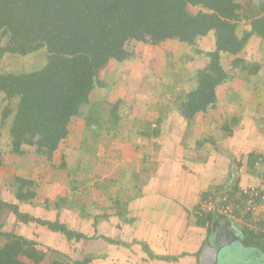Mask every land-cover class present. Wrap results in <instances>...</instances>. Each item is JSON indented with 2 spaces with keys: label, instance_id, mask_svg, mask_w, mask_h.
<instances>
[{
  "label": "trees",
  "instance_id": "16d2710c",
  "mask_svg": "<svg viewBox=\"0 0 264 264\" xmlns=\"http://www.w3.org/2000/svg\"><path fill=\"white\" fill-rule=\"evenodd\" d=\"M190 6L199 9L193 12ZM243 11L238 0H0V63L6 53L25 56L41 49L46 52V61L39 68L0 72V93L7 100L1 110L0 128L11 119V152L21 155L26 151L24 146H34L36 154L52 160L68 136L72 119L89 121V110L105 123L110 122L107 127H116L121 101L110 102L107 97L92 101L91 93L107 85L100 74L111 60L122 63L136 57L132 48L136 42L156 47L174 39L185 43L194 54H204L208 61L195 71V85L186 94L183 107L188 118L206 112L217 100V87L233 77V67L240 72L259 69L258 63L247 62L243 51L252 35L264 39V15L255 17ZM244 18L250 19V28L240 34L238 26ZM209 34L214 39L213 48L200 49L198 40ZM3 36L8 37L5 44ZM222 54L232 58L230 71L220 61ZM248 158L250 166L255 167L259 156L250 153ZM15 185L17 202L0 195V217L8 209L18 221L44 225L68 240L88 238L60 221L57 209L61 203L45 218L22 211L21 202L37 195L36 184L33 179L17 177ZM240 190L236 186L227 189L231 194ZM199 212L202 216L214 215ZM2 228L0 221V238L4 239L0 264L43 262L46 252L35 241ZM243 232L245 245L256 246L264 253V233ZM48 249L56 254L49 264H82L64 251Z\"/></svg>",
  "mask_w": 264,
  "mask_h": 264
},
{
  "label": "crops",
  "instance_id": "0c3cea01",
  "mask_svg": "<svg viewBox=\"0 0 264 264\" xmlns=\"http://www.w3.org/2000/svg\"><path fill=\"white\" fill-rule=\"evenodd\" d=\"M240 2L244 13L255 17L264 15V0ZM242 21L247 24L245 28H250L249 18L240 22ZM251 38L260 39L264 45L262 37L252 35ZM168 41L174 44L172 40ZM169 48L162 51L171 53L174 57V45ZM165 60L170 62L166 58ZM127 72L120 70L118 76L124 77ZM128 73V79L130 76H139L133 70ZM175 82H178L180 89L184 88L185 84L179 74L168 84L170 90L166 91V96L173 95V99L169 102L165 100L161 107L145 106L139 99L132 103L129 108L133 106L131 110L134 115L130 116V122L126 126L120 113L125 102L121 98L116 99L121 102L118 107L119 120L113 129L119 128V131L112 130L119 142L116 141L117 144L108 149L94 150L93 154L99 155L95 165L84 158L90 145H85L84 138H80L78 148L64 149L67 170L69 173H77L76 178L70 182L74 180L77 184L82 181V191L83 188H87V193L90 189L101 190L99 195L103 197L102 202L105 203L106 198L113 202L109 209L96 205L95 208L81 207L76 211H65V219L61 222L77 232L87 234V239L81 237L79 240H68L63 234L53 232L44 225L36 222L23 223L15 218L9 221L7 227L4 223L3 230L33 241L36 240L34 234L39 238L41 236L42 240L38 239L40 243L35 241L37 247L46 252L41 264H49L56 258V254L48 248L64 251L71 260L82 264H199L201 249L212 231L215 217L213 212H209L213 216L207 213L202 216L199 212L201 195L235 186L239 189L251 185L264 187V113L247 120L245 129L240 126L241 129L235 130L234 126L237 124L232 122V116V121H225L220 126L222 131H215L209 113L212 107L188 118L187 110L185 112L186 108L183 107L186 98L181 103H176L179 97L176 95L178 87L172 86ZM194 85L195 80L188 91ZM107 99L114 102L110 97ZM152 108L160 113L150 111ZM153 124H156L154 128L151 127ZM71 125L70 123L68 126V135L72 131ZM107 130L111 128L107 127ZM250 153L261 158L255 167L249 164ZM102 168L108 172L100 181L99 170ZM25 172L24 176H27V171ZM110 177L113 181L105 180ZM60 184L56 183L58 188ZM89 185L91 186L88 187ZM67 188L71 189L70 197L79 193L77 187L67 185ZM4 193L5 199L11 201L8 199V192ZM96 200L90 201L91 204ZM24 210L32 215H45L43 218L53 214V209L48 206L43 211L41 204ZM95 219L98 221L94 222ZM235 223L240 226L244 236L238 243L248 246L244 243V228L238 222ZM10 226L12 229H9ZM27 228L35 230L32 235L27 234ZM117 241H123L124 244H117ZM250 263L264 264L259 260L251 262L249 259L248 264Z\"/></svg>",
  "mask_w": 264,
  "mask_h": 264
},
{
  "label": "rangeland",
  "instance_id": "374dc122",
  "mask_svg": "<svg viewBox=\"0 0 264 264\" xmlns=\"http://www.w3.org/2000/svg\"><path fill=\"white\" fill-rule=\"evenodd\" d=\"M189 9L195 12L199 9V7L190 6ZM246 25L247 24L243 21L239 22L238 32L240 34ZM7 38V36L2 37L3 44H5ZM172 42H174V44L169 41H165L156 47H151L147 44L139 42L132 44V48H134L136 52V57L118 64L116 61L111 60L100 74L102 80L107 85L95 89L91 93L92 101L99 98L102 99L103 97H110V100L112 99L113 101L121 98L125 103L124 106H121L120 113L122 115V119L126 122L124 126H126L130 122V116L134 115V112L131 110L133 109V106L131 109L129 107L132 103H136L138 99L143 102L145 106L150 107H154L155 105L156 107H161L165 100L168 102L171 101L173 99V95L168 94L166 96V91L170 90V86L168 84H170L172 80L176 79V76L180 74V77L185 84L184 88L180 89L178 82H175L172 86L174 88L178 87L176 88V95H178L179 99L176 103H181V101L186 98L185 94L193 84V80H195V71L198 68H202L208 61V58L204 54H194L195 52L191 50L189 46H186V44H177L179 41L174 39ZM173 45L176 53L174 57L170 55L171 53L166 54L162 51L163 49L169 48ZM177 45H179L178 48ZM213 46L214 39L212 34L206 35L198 40V47L200 49L206 51L213 48ZM243 56L249 63H258L260 65V68L258 69L259 71L250 73L249 70L240 72L237 67H233L232 69V58L227 54H222L221 56L220 61L224 68L229 71L232 69L234 73L230 80L222 83L216 89L217 100L209 112L211 114L210 117L212 119V127L215 131H222L220 126L225 121H232V116L235 117L234 123L237 124L234 126V129L237 130L240 126L245 129L247 126V120L250 121L251 117L261 115L259 113H264V45H262L261 40L258 38L249 39L248 46L243 51ZM165 58L172 62V64L166 61ZM45 61L46 52L44 49L26 54L25 56L10 55L9 53H6L0 63V72L32 70L41 67ZM188 69L189 72H186ZM120 70L128 72L133 70L136 71L139 76H137V78H132V76H130L128 79V72L124 77L118 76ZM172 74L176 75L174 76ZM6 103L7 100H4V95L0 93V121L1 110L4 106H6ZM181 108L183 109L182 106ZM162 109L165 112V106H163ZM150 111L155 110L152 108ZM155 112L157 114L160 113L158 110ZM89 115V121L81 117H74L72 119V131L70 135H68L67 139H64L65 141L63 140L64 142H62L59 148L55 151L52 160H46L41 155L36 154L34 146H24L23 148L26 149V151L21 155L12 153V144L8 130L11 119L6 120L5 124L0 128V151H2V159L4 158V162L0 167V195L5 198L4 192L7 191L8 199L17 202L15 197L17 187L15 185V178L24 177L35 181V190L37 195L25 203L21 202L20 208L23 211H25L24 209H28L29 206H34L36 204H41V206H43V211L46 210L47 206L51 209H55L57 204L61 203L60 208L57 210L61 213L59 214L60 221H63L65 219L63 215L66 210L76 211L81 207L95 208L94 206L96 205H102L105 209H109L113 202L109 201L110 199L108 198H106L105 203L102 202L103 197H100L99 195L101 194V190L99 192L96 189V191L90 189L87 193V188H83L85 192L82 191V181L77 184H75L74 180L70 182L74 179L77 173H69L67 170L68 167L64 149L71 147L78 148L80 145V138H84L85 145L90 143L89 150L85 153L84 158L88 159L90 163H93V165H95V162L99 160V155L95 153L93 154L94 150H97L98 148H101V150L102 148L108 149L109 147H114L117 142H119L116 137L113 136V130L119 131V128L107 130V124L110 122H106V124L102 119L93 115L90 110ZM101 122H103V125ZM151 127L153 126L151 125ZM82 148H84V146H82ZM25 171H27V176H24L26 173ZM99 171V180L102 181L104 178L103 175H105L108 171L106 172L103 168ZM107 179L113 181V178L111 177L106 178L105 180ZM56 183H61L60 188L57 187ZM67 185H70V187H77L79 189V193H76L73 197L71 196V198L69 195V190L71 191V189L67 188ZM47 199L48 201H46ZM61 199H63V201H61ZM93 199L96 201L91 204L90 201ZM44 216L45 215H42V217ZM14 218L17 220L15 215L7 209L2 213L0 221L3 223V226L5 223L7 227L9 221H12ZM9 229H12V226H10ZM31 229L32 228H27V234L32 235V231L35 230ZM33 237L36 239V242L40 243L38 239H41V236L39 238L36 234H34ZM3 242L4 239L1 237L0 246ZM48 256H51V254H48ZM219 259L222 264H248L249 259H251V262L252 260L264 262V253L256 246H244L240 242L238 243V241H233L229 245L226 244L222 247Z\"/></svg>",
  "mask_w": 264,
  "mask_h": 264
},
{
  "label": "built area",
  "instance_id": "2783aa9c",
  "mask_svg": "<svg viewBox=\"0 0 264 264\" xmlns=\"http://www.w3.org/2000/svg\"><path fill=\"white\" fill-rule=\"evenodd\" d=\"M260 161L258 158L256 164ZM198 207L203 212L238 222L252 234L264 233V187L251 185L235 194L227 190L210 191L201 195Z\"/></svg>",
  "mask_w": 264,
  "mask_h": 264
},
{
  "label": "water",
  "instance_id": "95a60500",
  "mask_svg": "<svg viewBox=\"0 0 264 264\" xmlns=\"http://www.w3.org/2000/svg\"><path fill=\"white\" fill-rule=\"evenodd\" d=\"M242 239L244 236L239 225L231 220L215 216L212 231L201 249L199 264H222L219 259L222 247Z\"/></svg>",
  "mask_w": 264,
  "mask_h": 264
}]
</instances>
